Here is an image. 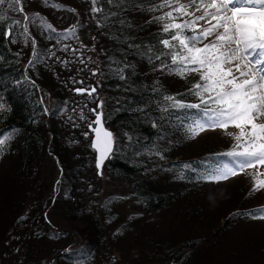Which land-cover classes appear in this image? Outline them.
Instances as JSON below:
<instances>
[{
    "label": "trees",
    "instance_id": "trees-1",
    "mask_svg": "<svg viewBox=\"0 0 264 264\" xmlns=\"http://www.w3.org/2000/svg\"><path fill=\"white\" fill-rule=\"evenodd\" d=\"M101 2L104 14L98 15L102 26L94 42L101 59L98 70L101 86L96 96L104 101L106 123L116 138V151L107 161L102 176L95 167L91 137L89 141L84 138L78 115L68 114L70 110L75 112L72 108L77 105L83 106L88 101L92 105V98L74 91L76 86L87 84L79 83L86 69L72 63L70 54L63 55V44L47 39L50 33L41 28L33 35L41 62H34L32 66L29 65L33 51L31 41L25 43L20 35L22 29H17L15 43L0 36V104L4 105V110L0 111V134H12L0 152V169L15 163L17 182L8 212L0 210V264H73V261L117 264L116 257L109 251L110 243L118 246L127 239L126 234L141 223L146 213L154 216L178 202H190L191 192L206 184L195 179L197 174L189 170H183L185 178L180 179L179 166L214 162L216 154L229 150L205 145L199 151L193 148L187 151L200 137L189 139L181 127L177 117L185 113H161L158 109L164 94H179L178 99L195 103L187 90L198 76L190 74L181 79L162 73L157 70L160 61L150 63L146 56L140 55L150 45L158 47L160 26L152 22V17L160 13L149 11L156 0H126L122 7L109 5L106 0ZM23 4H29V10L42 8L30 0H23ZM110 12L117 15L105 19ZM136 13L146 17L144 23L138 24ZM8 15L18 17L11 12ZM122 20L131 26L121 24ZM65 57L67 64L61 62ZM125 64L131 67L125 69L127 78L121 80L114 69L123 68ZM44 90H48V95ZM91 105L87 104L89 109ZM44 109L48 110L47 114ZM39 158L42 163L49 161L55 167L57 178L45 196V203L35 200L33 204L37 194L28 191V187L40 182L37 177L43 167ZM88 173H92L91 178ZM103 179L119 184L126 194H102L94 186ZM97 193L101 195L99 198H96ZM28 199L32 203L29 206ZM128 201L140 213L123 218L115 209ZM51 207L63 210L62 218L76 232L56 225L50 217ZM32 211L33 218L29 215ZM200 211L196 206L189 207L188 220L195 219ZM252 211L242 209L226 216L225 225L217 236L235 223L236 217L251 219L238 213ZM178 244L168 241L161 247V264H195L194 252L198 246H209L211 238L200 236ZM68 248L72 249L70 254L65 253Z\"/></svg>",
    "mask_w": 264,
    "mask_h": 264
},
{
    "label": "snow or ice",
    "instance_id": "snow-or-ice-1",
    "mask_svg": "<svg viewBox=\"0 0 264 264\" xmlns=\"http://www.w3.org/2000/svg\"><path fill=\"white\" fill-rule=\"evenodd\" d=\"M43 2L46 6L61 8L58 4H51V0ZM106 2L122 7L126 0ZM90 3L97 27H101L98 14H104L103 3L101 0H90ZM149 11L160 13L152 17V22L160 26L158 47L150 45L140 55L146 56L150 63L160 61L157 70L162 73L181 79L190 74L198 76L187 90V94L195 98V103L178 99L179 94H164L158 104L159 111L184 112L185 115L177 119L189 139L206 130L220 129L233 140L228 151L216 154L214 162L201 161L199 166L193 163L180 165L179 178L184 179L183 170H189L197 174L195 179L219 183L248 169H256L251 192L264 189V178H261L264 171H260L264 168V0H156ZM8 12L22 16L23 20L9 16ZM116 15V12H110L105 19ZM30 23L50 33L47 39L63 44V51H71L73 55L80 51L63 43L79 40L76 25L60 31L39 13L29 16L24 10L23 0H0V36L15 43L17 29H22L20 35L25 38V43L31 41L33 51L29 65L32 66L34 62H41V54L36 50L35 37L29 32ZM120 23L131 26L123 20ZM77 59L81 64L85 63L82 53ZM61 62L67 64V61ZM129 67L131 65L125 64L114 71L121 80H125V69ZM98 74L92 71L93 76ZM74 91L96 101V107L89 109L94 119L88 122V129L93 134L90 147L97 153V174L102 176L105 160L116 151V138L104 127V101L96 97L95 86ZM40 102L43 104L42 99ZM84 107L87 108V104ZM3 110L4 105L0 104V111ZM44 111L47 114L48 110ZM79 118L87 120L83 109ZM152 126L156 127V124ZM230 127L235 131L228 132ZM89 132L84 133L85 138ZM11 138V133L0 134V152ZM238 215L264 220V208ZM71 252V248L65 249V253ZM73 264L79 262L73 261Z\"/></svg>",
    "mask_w": 264,
    "mask_h": 264
},
{
    "label": "rangeland",
    "instance_id": "rangeland-1",
    "mask_svg": "<svg viewBox=\"0 0 264 264\" xmlns=\"http://www.w3.org/2000/svg\"><path fill=\"white\" fill-rule=\"evenodd\" d=\"M30 3L42 6V8L29 10L27 7L29 4H23L24 10L29 16L39 13L40 17L60 31L73 25L77 26L79 40L64 42L70 44L72 48L80 49V51L76 55H73L71 51H63V55L70 54V57H68L73 61L72 63L77 64L79 68L86 69V72L80 75V81L87 84L82 87L76 86L75 89L91 88L93 86L96 89L100 88L99 74L92 75L93 70L98 72L99 67H101L99 50L94 43L98 38L97 33L100 29L97 27V20L90 11V1L51 0V4L60 5V9L46 6L43 0H30ZM84 9L85 14L83 13ZM135 17L138 24L144 23L146 20V17L141 13H136ZM17 18L23 20L22 16ZM38 28L36 25L29 24V32L32 36L37 35ZM80 53L83 54L84 64H81L77 59ZM63 61H68V59L65 57ZM27 63V61L24 62L25 66ZM44 92L48 95V90H44ZM86 104L91 105L90 101ZM91 106H96V101L93 99ZM72 109L75 112L70 110L68 114L75 113L74 115H78L76 118L80 122L84 136V133L88 132V122L94 117L89 112V106L85 108L84 105H77V107ZM81 109L87 116V120L79 118ZM234 131L235 129L231 127L228 129V132ZM89 137L90 135L86 138L88 141ZM198 137L200 139L192 143L187 151L192 148L199 151L200 147L205 145H212L222 149V151H226L233 144L231 137L220 129L206 130L201 132ZM38 162L41 163L43 169L37 177L40 182L35 184H40L41 187L32 184L28 187V191L30 190L31 193L37 194V196H34V200L32 199L33 204L35 200H39L44 204L47 198L45 196L51 191L57 178V171L49 161L42 163V159L39 158ZM14 165L15 163H9V165L0 169V210L5 212V214L8 212L7 207L14 197L15 185L17 184L14 175L15 170L13 169ZM92 168L89 172L92 171ZM260 171H264V168H261ZM255 172L256 169H248L225 181L206 183L201 189L191 192L193 196L190 202H178L167 211H162L154 216L146 213L143 215L141 223L132 232L126 234L125 237L127 239L122 240L118 246L110 243L109 251L116 257L117 264H161L163 262L161 247L168 241L176 242V245L179 246V241L206 236V238H211V244L209 246H198L197 251L194 252L195 264H264V220L236 217V222H232L231 226L229 225L230 227H227L226 230L221 232L220 236H217L225 225L226 216L233 215L242 209L259 210L264 208V189L255 193L251 192L254 186L253 174ZM87 176L91 178L92 173H88ZM91 182L94 183L93 179ZM95 185L94 187L99 188L104 195L112 194L117 196L126 194V190L122 189L119 184L107 179H103L101 183L97 182ZM100 196L99 193L96 194V198ZM32 203L28 199L27 206ZM195 206L200 208L201 211L195 219L189 221L187 217L190 216L188 215V208H194ZM115 210L123 218L140 213L134 204L129 201L119 204ZM34 214L32 211L29 215L33 218ZM63 214V210L51 207L50 217L53 222L56 225H60L63 229L76 232L75 228L62 218ZM154 240L157 241L155 242ZM159 240L162 241L158 244Z\"/></svg>",
    "mask_w": 264,
    "mask_h": 264
},
{
    "label": "water",
    "instance_id": "water-1",
    "mask_svg": "<svg viewBox=\"0 0 264 264\" xmlns=\"http://www.w3.org/2000/svg\"><path fill=\"white\" fill-rule=\"evenodd\" d=\"M104 127L106 128V126H105V124H104ZM107 129V128H106ZM110 131V130H109ZM96 153V152H95ZM96 159H97V153H96ZM109 159V158H108ZM108 159L107 160H105V162H104V164H103V167H102V171H103V168H104V165L106 164V162L108 161Z\"/></svg>",
    "mask_w": 264,
    "mask_h": 264
}]
</instances>
